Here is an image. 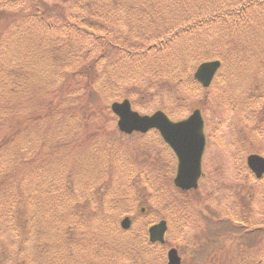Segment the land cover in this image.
Instances as JSON below:
<instances>
[{
  "label": "rangeland",
  "instance_id": "374dc122",
  "mask_svg": "<svg viewBox=\"0 0 264 264\" xmlns=\"http://www.w3.org/2000/svg\"><path fill=\"white\" fill-rule=\"evenodd\" d=\"M131 1L133 3L130 4V8H123L124 11L117 13L121 15L122 12L128 13L126 12L128 10L129 12L134 10L135 13H138L139 10L146 7L145 0ZM196 1L198 2L199 0ZM218 1L220 0H203V5H207L206 15L211 16V14L221 13L226 8L224 7L226 4H221L216 8L215 3ZM42 2L52 8L53 13L58 11L56 5L59 0H42ZM167 2H169L167 4L169 10L166 15L170 20L179 15L180 4L187 6L181 10L182 12L188 10V14H190L194 11L190 0H168ZM222 2H225V0ZM80 3H82V0ZM63 6L66 17H68V13L74 14V16L76 14V17L77 14L83 13L81 10L84 7L76 5L71 0L63 4ZM118 8L120 9V4H118ZM32 10L33 5L29 1L0 0V17L3 14L10 17H7L10 22L0 27V48H3L0 52V59L8 62L6 69H0V78L11 79L15 77L19 85L22 84L26 88L29 87L33 95L30 96V99L34 98L32 106L36 103L37 100L35 98L37 96L39 97L38 101L45 104L46 98L56 92L59 84L65 85V82L69 81L67 85L70 86L71 96L68 99H64V103L60 106L48 130H51V137L56 135L60 138H63V136L69 137L68 145L78 144L84 139L90 140L89 144L81 143L77 147L76 152L70 151L73 158L78 159L77 161L80 163L82 162L83 167L87 171V177L99 172L106 173L105 170L108 169L106 162H99L97 159H93L94 152L113 150L112 155L115 159L114 165H116L114 168L116 177L113 180H108L105 177L104 181L98 184L87 181L85 175H83L84 178L82 177L81 181L75 179L70 184L64 183L65 188L62 190V193L70 199L68 208L70 212L77 219L84 221L85 228L83 230L87 232L84 240L90 242V245L81 249H83L82 253L84 256L88 255V258H93V261H91L93 264L105 262L103 259L107 251L113 253L114 250L115 255L120 250L126 251L130 242V239H127L128 237L135 236L143 227V230L146 229L147 233V229L151 224L157 223L161 219L166 220V214L171 212L169 211L171 206L161 199L160 196L162 195L154 193L151 187L147 188L146 179L148 178L147 174L153 173L155 175V172H159V167L164 170L167 169L171 173V178H173L176 161L156 135H147L144 138L121 135L116 127V118L112 116L109 110V106L113 101L117 102L128 98L139 114L149 115L159 110L164 112L171 120L186 118L196 107L201 109L203 113L207 151L202 162L204 177L199 183L198 190L195 191V198L198 203L186 209L185 220H182L178 213H174L171 221L167 220L168 232L166 238L170 242V246L182 248L185 256L187 255L185 251L188 246L192 247L195 244V247H198L197 244L199 242L207 241L203 237L199 240L193 238L195 236L201 237V235L196 233H203L207 237L212 232L220 230L221 224L218 223L217 219L210 216L217 217V211L222 208V205L217 206L220 201L219 197L223 192V190L217 191L218 188H221V185L235 187L236 189L241 187L242 196L245 198L254 194L253 197L257 203H259L262 196L264 197V183L262 184L263 188H258V191L262 193H257V187H255L257 184L246 182L244 175L239 172L241 170L240 164L242 165V170H244L245 157L250 151L248 145L254 147L253 151L264 156V138L254 133L252 135L251 132L256 130L253 120L264 105V87L260 86L258 90V76L252 73L257 65H260L261 69L264 68V51L253 50L254 46H256L255 43H260V45L264 46V6L261 7L255 4L250 7L243 22L237 24H204L199 30L193 31V36L189 37L191 39L185 37L178 40L177 44L175 42L174 45H170L163 55L160 54L161 56L147 57L150 59L139 63V65L137 64L138 67H134L135 71L130 72L126 68L120 71L124 75L135 74L138 79L134 82L122 81L119 85L122 94L120 96L122 97L112 101L104 98L108 94L99 92L95 85H93L92 89L89 88V85H83V80L82 84L80 83L83 77L81 70L86 67L91 72L92 61L99 56V51L92 47L91 40L89 38L81 39L79 33L70 34L66 32L60 36L56 33L51 35L43 27L40 19L38 17L34 18ZM12 16L13 18H11ZM95 16H98V14H95ZM121 16L124 17V15ZM127 16L129 17L130 15ZM134 28H138V23ZM127 29L128 27H123L122 30L125 32ZM149 30L145 31V33L149 34L153 29ZM111 39L113 43L118 42L117 38L113 37ZM241 43L245 45L248 58L254 57L255 62L247 59L246 62L240 63L238 66L239 61H236L233 55L226 54L228 46H233L235 55H237L239 51L238 44ZM244 45H241V47ZM156 47H158V44ZM197 52H200V54L198 56L195 55V59L190 62V67L191 65L194 67L192 70L188 69L189 73L192 72V76L196 67L203 61L215 60L214 58L222 55L225 56V59L221 58V60L225 61L224 65H226V68L224 66L225 69L223 68L219 71L217 77L212 81L208 93H204L202 90L197 92L198 88H189L183 84L184 90L182 92L178 90L179 94H177V100L175 101L171 96H167L171 95V93L166 91L168 85L159 86L163 80L160 76L153 75V72L150 74L151 72L150 70L148 71V68L152 65L154 68L166 66L171 69L173 68L171 63H174V61L180 62L185 57L186 63L190 57L192 58L194 54H198ZM208 52L210 54L206 55ZM118 56L119 54L112 53V59H110L111 55L107 53L101 60V67L107 66L105 59L115 60ZM207 56L211 58H207ZM19 66H24L25 69L20 70ZM97 69L99 68L97 67ZM110 69L114 70L113 66L107 69L108 81L110 80L111 82V84L109 82L108 88L117 82L115 71L112 76ZM95 72L96 69L90 75L94 77ZM140 76H148L145 79L149 83L144 81L141 84ZM150 86V94H153L152 98L147 97L146 93L143 96V88ZM108 88L105 86L103 90L110 92ZM161 91L164 95L162 98L159 96V94L162 95ZM183 100L185 101L183 102ZM26 102L27 98H24L22 103ZM187 104L190 106L189 110ZM173 105L176 109L172 113L171 109L173 108L171 106ZM31 111L35 115L39 110L33 109ZM170 111L171 113L169 114ZM23 115L25 116V113L21 114L22 117ZM18 117L20 116L18 115ZM36 120L35 117L32 120V125L36 122V126L29 127L30 134H33V136L37 130L47 129L46 125L44 127L39 126L40 122ZM98 125L101 127L97 129ZM240 130L247 131L248 145L240 143ZM249 132H251L250 136ZM242 140L246 143L244 136H242ZM124 168L130 170L131 175L129 177L121 175L117 178V174L119 172L121 174ZM3 169L0 167V171ZM218 170L223 173H219ZM9 171H12V168H9ZM242 180L243 182L240 183ZM122 182L125 184L122 187L126 191L128 190L125 194L120 195L126 199L127 205H125V209L121 211L122 208H119V211L112 214L109 208L105 207L103 209V221L93 218L92 215L95 214L94 203L103 202L106 204L109 200L111 202L115 198H119L120 202L124 200L116 194L114 195L115 190L120 188ZM82 191H85L87 195L81 197ZM206 196L209 197L208 202L203 201ZM86 198H92L93 202L88 203ZM170 200H173L174 205H177L179 200L183 204L182 198L174 191L170 195ZM254 205L252 206L254 207ZM47 208L52 209L54 206L47 205ZM259 209L261 207H257V211ZM261 212L264 213V211L255 212L251 220L257 226L264 224V216ZM124 217H129L131 220V226L127 232H122L120 228V222ZM104 222L106 225L102 224ZM4 228H6L5 225ZM111 230L116 231L118 235L113 234ZM14 240L10 234L0 229V264H17L14 256L13 258H6L7 254H5L10 251L11 255H15L14 248L16 245ZM254 241V247H257L255 252L262 253L264 258V241L261 243L259 238ZM99 244L105 247V253L99 249ZM39 245L33 240V243L30 241L24 250L29 259H34L31 264H57L58 259L54 257L51 251L47 250V254L43 253L42 255L40 253L38 255ZM229 246L233 248L227 250L228 252L241 248L238 243H232L231 240H225L224 244L219 247L224 249ZM3 247L6 250H2ZM145 247H150L147 242ZM214 247H210V251ZM215 248L218 249L217 246ZM128 250L129 252L131 250L136 252L133 248L128 247ZM80 253L79 249L73 248L71 255L68 257L69 263L79 264L81 260L79 258L83 256ZM191 253V256L187 255L185 257L186 260L191 257L190 259H193L196 263L203 262L202 257L205 256V252ZM64 255L67 257V251L64 252ZM244 259L243 257L242 261ZM126 260L127 257L124 256L121 262ZM112 264L118 263L112 262ZM163 264H165V259ZM222 264H227V261H223Z\"/></svg>",
  "mask_w": 264,
  "mask_h": 264
},
{
  "label": "trees",
  "instance_id": "16d2710c",
  "mask_svg": "<svg viewBox=\"0 0 264 264\" xmlns=\"http://www.w3.org/2000/svg\"><path fill=\"white\" fill-rule=\"evenodd\" d=\"M24 1L32 3L34 18L38 17L43 27L51 35L56 33L60 36L66 32L70 34L79 33L81 39L89 38L91 40L92 47L99 51V56L92 61L91 66V72H94L95 69L96 72L94 77H92L90 69L83 68L81 70L83 77L80 83L82 84L83 80V85H89V88L92 89L93 85H95L99 92L108 94L104 98H108L109 101L122 97L120 96L122 94L119 88L122 81L134 82L138 79L135 74L124 75L120 71H123L125 68L130 72L135 71L134 67H138L137 64L139 65V63L147 61L155 55H163L170 45H174L175 42L177 44V41L182 38L193 36V31L199 30L204 24H237L243 22L250 7H253L255 4L261 7L264 6V0H225V2L220 0L215 3V7L217 8L221 4H226L224 5L226 8L221 13L209 16L206 15L207 5H203V0H199L198 2L190 0L194 11L190 14H188V10L182 12L181 10L187 6L180 4L179 15L170 20L166 15V12L169 10L167 4L170 1L167 2L168 0H145L146 7L144 9L139 10L138 13H135L134 10L132 12L126 11L128 13L122 12L121 15H124V17L117 12L124 11L123 8H130V4L133 3L131 0H82V3H80L81 0H71L76 5L84 7L81 10L83 13L77 14V17L76 14L74 16L71 13H68V17L64 15L63 4H66L70 0H59L60 4L56 5L58 11L55 13L42 0ZM118 4H120V9L118 8ZM85 12L87 13L85 14ZM95 14H98V16H95ZM127 15L130 16L128 17ZM13 16L16 17L14 14ZM7 17L9 16L4 14L0 17V27L10 22V19L8 21ZM133 21H135L134 24ZM137 23L138 28H134ZM123 27H128V29L124 32L122 30ZM151 28L153 29L151 33H145V31H150L149 29ZM113 37L117 38L118 42L113 43L111 39ZM156 43L158 47H156ZM241 45L244 44H238L239 51L237 55H235V48L233 46H228L226 53L227 55H233L234 59L239 61L238 66L240 63L246 62L247 59L255 60L254 57L248 58L245 45L242 47ZM255 45L254 51H264V46L260 45V43H255ZM2 50L3 48H0V52ZM107 53H110V59H112V53L119 54V56L115 60L105 59L107 66L102 68V64H100L101 60ZM197 53L192 58L190 57L186 63L185 57L180 62L174 61V63H171L173 67L171 69L166 66H163L164 68H154L152 65L148 68V71L150 70L151 72L150 74L153 72V75L160 76L163 80L159 86L168 85L166 91L171 93V95L167 96H171L175 101L177 100V94H179L178 90L181 92L184 90L183 84L189 88H198L197 92L201 90L204 93L209 92V89H201L193 79L192 72L189 73V70H192L194 67L193 65L190 67V62L195 59V55L198 56L200 54V52ZM209 54L210 52L206 55ZM207 58L211 57L207 56ZM221 58L224 60L225 56H218L214 59L221 62L222 68L224 66L226 68V65H224L225 61L221 60ZM7 64L8 62L0 59L1 70L6 69ZM112 66L114 70L110 69V73L113 76V72L115 71L117 82L108 88L111 82L110 80L108 81L107 69ZM259 66L257 65L256 68ZM19 67L20 70L25 69L24 66ZM257 70L259 71L257 74L259 76L257 86L264 87L262 85L264 84V68ZM146 77H139L141 84L147 81ZM67 84H69V81H66L65 85L59 84L56 92L46 98L45 104L38 101L39 97L37 96L35 98L37 101L32 106L34 98L30 99V96L33 95L28 86L26 88L25 85H19L15 77L11 79L0 78V167L2 169L5 168L0 171V189H2L0 190V229L10 234L12 239H15V255H11L10 251L5 254H7L6 258H13L14 256L17 264L33 263L34 259H29V256L24 251L28 243L30 241L33 243V240L38 245L40 243L38 255L40 253L42 255L43 253L47 254V250L51 251L54 257L58 259L57 264H70L68 257L71 255L73 248L79 249L81 251L80 254L83 255V249L81 248L89 246L90 242L84 240L87 234L83 230L85 228L84 221L77 219L68 209L70 199L62 193V190L65 188L64 183L70 184L75 179L81 181L82 177L84 178L83 175H85L87 181L98 184L103 182L105 177L108 180H113L116 177L114 172L116 165H114L115 159L112 155V149H109L108 152L107 150L94 152L93 159L107 163L108 169L105 170L106 173L99 172L87 177V171L83 167L82 162L80 163L77 161L78 159L73 158L70 151L76 152L77 147L81 143L89 144L90 140L84 139L78 142V144L68 145L67 141L69 137L67 136H63V138H60L58 135L51 137V130H48L51 122L55 119L54 117L58 113L60 106L64 103V99H68L71 96L70 86ZM105 86H107L110 92L103 90ZM150 89L151 86L143 88L142 95L144 96L146 93L147 97H151L153 94H150ZM161 93L162 95L159 94L160 98L164 96L162 91ZM24 98H27L26 103H22ZM187 106L189 110V104ZM171 107L173 108L171 109L173 113L176 108L174 105ZM33 109L39 111L33 115L31 111ZM261 111H264V106ZM261 111L258 112V121L263 117ZM22 113H25V116L23 115L22 117ZM34 117L37 119L36 121L40 122L39 126L44 127L46 125L47 129H43L42 131L37 130L33 136V134H30L29 127L36 126V122L32 125ZM99 127L101 126L98 125L97 129ZM257 136L264 138V124L259 127ZM140 137L143 138L144 136ZM84 165L86 164L84 163ZM9 168H12V171H9ZM52 169L54 170L51 171ZM121 175L129 177L131 172L124 168L121 174L120 172L117 174V178ZM147 175V188H153V192L157 193V195H162L160 196L161 199L171 206L169 210L171 212L166 214L168 221L172 220L174 213H178L179 217L185 220L186 209L198 203L195 198L196 192L184 193L176 190L171 184V173L167 169L164 170L159 167V172H155V175L153 173ZM262 183H264V179L262 182L260 181L257 188H263L261 186ZM122 186H125L123 182L120 188L115 190L114 195L116 194L118 197H121L120 195L128 191ZM131 190L133 191L132 188ZM173 191L178 195L180 194L183 204L174 205L172 200L169 201ZM257 193L262 192H259L257 189ZM84 195L87 194L85 191H82L81 197ZM253 196L251 195L249 199L248 196L244 198L241 194L231 193L219 201V205L217 206L223 204V214L220 210L216 213L218 217L212 214L210 217L219 220L218 222L221 224V227L218 232L225 233L224 240H229L230 237H233L241 248H238V257L234 258L226 252L227 247H225L222 250L224 252L222 257L210 260L211 262L219 264L226 260L227 264H236L242 261L244 257V261L239 264H264L262 253L255 252L257 247H254V240L256 238H259L261 243L264 241V224L257 226L251 222L255 212L264 211V197L262 196L259 203H257ZM123 199L122 202L119 201V198H115L111 202L109 200L106 204L103 202L94 203L95 214L92 217L103 221V209L105 207L109 208L112 214L119 211V208H122V211L125 209V205H127L126 199ZM208 199L209 197L207 199L204 198L203 201L206 202ZM86 201L88 203L93 202L92 198H86ZM254 203L256 207H261V209L258 211L256 209L255 211L251 206ZM47 205H52L54 208L48 209ZM261 214L264 216L263 212ZM102 224L106 225L105 222ZM4 225L6 228H4ZM143 228L135 236L127 238L130 239L128 247L133 248L136 252L132 250L129 252L127 247L126 251L120 250V252H117V255L114 254V250L113 253L110 251L105 253V247L99 244V249L104 251L105 258L107 257L106 260L105 258L103 259L105 262H102V264H112V262L118 264H163V260L165 259L164 249L159 245L149 244L146 229L143 230ZM111 232L118 235L114 230H111ZM146 242L150 247H145ZM2 250H6L5 247ZM65 251H67V257L64 255ZM124 256L127 257V260L121 262ZM79 259H81L79 264H93L91 262L93 258H88V255H83Z\"/></svg>",
  "mask_w": 264,
  "mask_h": 264
},
{
  "label": "water",
  "instance_id": "95a60500",
  "mask_svg": "<svg viewBox=\"0 0 264 264\" xmlns=\"http://www.w3.org/2000/svg\"><path fill=\"white\" fill-rule=\"evenodd\" d=\"M219 67L220 64L217 61L202 63L196 69L194 77L203 87H208ZM111 111L117 116V127L124 134L157 130L177 159L174 186L183 191L197 188L205 147L203 120L198 110L193 111L187 119L179 122L170 121L161 111H156L148 116H141L131 109L127 100L121 103H113ZM247 165L257 178L264 174L263 158L251 155L247 158ZM129 226L130 220L128 218L123 219L121 222L122 229L127 230ZM166 231L167 224L165 221L154 224L148 229L149 241L163 244ZM167 257L168 264H180V258L175 249H170Z\"/></svg>",
  "mask_w": 264,
  "mask_h": 264
},
{
  "label": "flooded vegetation",
  "instance_id": "af4514ba",
  "mask_svg": "<svg viewBox=\"0 0 264 264\" xmlns=\"http://www.w3.org/2000/svg\"><path fill=\"white\" fill-rule=\"evenodd\" d=\"M238 191H241V189L239 188ZM248 198L250 199V196H248ZM224 235H225L224 232L214 233V235H211V237H210L211 239H209L205 243H207V245H209V246L215 245V244L220 246V245L224 244V242H225L224 241V238H225ZM198 247H202V251L206 250L207 248H209V247H203V246H198ZM211 247H213V246H211ZM189 249H191V248H189ZM200 250H201V248H197L196 249V251H200ZM222 250L223 249H220V247H218V249L214 248L212 252H208L207 253L209 256L205 255L204 256L205 258L202 257V261H203L202 263H196L193 259H190L187 264H215V262H211L210 260H214L216 258H221L222 255L224 254V252H222ZM188 256H190V253H189ZM201 256H203V254H201ZM219 264H222V263L220 262Z\"/></svg>",
  "mask_w": 264,
  "mask_h": 264
}]
</instances>
